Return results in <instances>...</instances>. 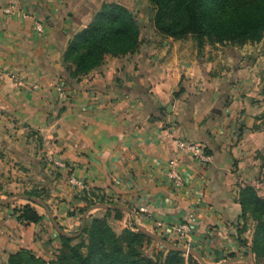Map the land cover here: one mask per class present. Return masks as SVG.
<instances>
[{
  "label": "crops",
  "instance_id": "obj_1",
  "mask_svg": "<svg viewBox=\"0 0 264 264\" xmlns=\"http://www.w3.org/2000/svg\"><path fill=\"white\" fill-rule=\"evenodd\" d=\"M130 1L0 0V264L22 250L54 259L60 231L80 229L84 192L129 209H112L123 212L112 217L118 231L131 221L187 248L174 233L187 223L199 264H258L251 228L240 232L239 196L264 155L261 65L236 45L223 46L222 63L192 57L151 29L135 53L108 55L71 79L64 59L74 37L104 3ZM12 2L31 17L4 13ZM178 138L202 145L211 161L180 151ZM27 204L40 222L18 219Z\"/></svg>",
  "mask_w": 264,
  "mask_h": 264
},
{
  "label": "trees",
  "instance_id": "obj_2",
  "mask_svg": "<svg viewBox=\"0 0 264 264\" xmlns=\"http://www.w3.org/2000/svg\"><path fill=\"white\" fill-rule=\"evenodd\" d=\"M146 1L153 11L155 32L164 38L194 35L200 47L206 41L244 46L264 38V0ZM141 42L140 22L133 9L121 3H104L89 25L74 37L65 55L71 79L88 75L108 55L124 57L135 53ZM82 199L86 202L82 213L96 202H105L104 197L94 192L89 195L84 192ZM239 202L244 221L240 232L251 228L249 217L257 222L249 246L256 262L264 264V198L255 188L242 186ZM15 213L26 225L42 219L30 204L16 208ZM122 216V211L112 209L102 217L90 215L79 237L60 235L61 247L54 259L46 261L32 251L22 250L12 255L8 264H199L192 256L186 257L177 250L159 252L156 260L146 256L142 245L153 239L138 229L117 231L112 217L122 219ZM80 238L81 241L73 243Z\"/></svg>",
  "mask_w": 264,
  "mask_h": 264
},
{
  "label": "rangeland",
  "instance_id": "obj_3",
  "mask_svg": "<svg viewBox=\"0 0 264 264\" xmlns=\"http://www.w3.org/2000/svg\"><path fill=\"white\" fill-rule=\"evenodd\" d=\"M130 7L131 9H133V11L135 12L140 22L141 34H142L143 39L146 40L149 37L150 38L154 37L152 36L153 33L151 29H156V28L153 24V11H152L151 5L146 0H131ZM175 40L176 41L174 42V44H176V46L179 47V50L185 52L187 55H190L192 57L193 56H200V57L204 56L205 58H208V59H214V60L216 59L217 61H220V63H222L220 58L222 59V61L223 59L225 60L227 59L224 53H222L221 51L223 50V46L226 48L227 45H230V44L206 41L205 44L202 47H200L194 35H187L183 38L175 39ZM241 48H242L241 52H244L243 54L242 53L241 54L243 55V57H246L247 62L254 60L256 64L259 63L261 65L260 71L264 72V38L258 43H254V44L248 43L245 46H242ZM263 80H264V74H263ZM262 89L263 91L261 92L262 93L261 97L264 101V83L262 85ZM258 158H259V162L256 164V169H254V171H256L257 177L253 179L254 177L252 175V178L244 182L243 186H251L255 188L258 195H260L259 192H262V195L260 196L264 198V155H259ZM100 203L102 202H96L95 204H93V206L98 205ZM95 217H102V216H95ZM249 223L251 224V231H249V235L250 237H252L253 232H254V226L257 224V222L251 217H249ZM141 226L145 227L143 225ZM80 229H81V226H80ZM80 229L78 230V232L80 231ZM135 230H137V227H135L134 231ZM152 232L156 233L154 231ZM81 234L82 233L78 234L76 237H79ZM81 240L82 238L74 241L73 243H77ZM170 242L174 243L173 241H170ZM177 246L183 247L180 245H177ZM169 250H172V249L168 247L166 244L159 242L157 240L145 241L144 244L142 245L143 253L148 257H152L154 260L157 259V255L159 254V252H162V251L167 252ZM46 261H49V260H46ZM158 261H160V258H158ZM25 264H36V263H25Z\"/></svg>",
  "mask_w": 264,
  "mask_h": 264
},
{
  "label": "built area",
  "instance_id": "obj_4",
  "mask_svg": "<svg viewBox=\"0 0 264 264\" xmlns=\"http://www.w3.org/2000/svg\"><path fill=\"white\" fill-rule=\"evenodd\" d=\"M4 13H6L8 15L17 14V15H20L24 18L31 17L29 14L25 13L17 3H14V2H12V3H10L4 7ZM35 26H36V29L38 32H42L44 29L42 20L40 18H35ZM2 78H3V74L0 73V79H2ZM60 91L63 92V90L61 88H60ZM175 144L180 151H186V152L191 153L194 157H196L201 162L211 161V156L209 154H207L205 152L204 147L198 143H194V142H191L188 140L178 138L175 140ZM57 163L59 165H62L60 162H57ZM169 177L172 179H175L178 184L182 183L181 176L175 170L170 171ZM72 182L77 184V185H80V186L82 185L81 182H79L75 179H72ZM141 210L143 212L147 211L146 208H141ZM133 224H135V226H137L136 223L130 221L129 223H127L126 228H131L134 230L135 227L133 226ZM189 231H190V227L187 223H181V224H178L174 227V233L180 239L187 240V242H186L187 248L191 247V243L188 240Z\"/></svg>",
  "mask_w": 264,
  "mask_h": 264
},
{
  "label": "water",
  "instance_id": "obj_5",
  "mask_svg": "<svg viewBox=\"0 0 264 264\" xmlns=\"http://www.w3.org/2000/svg\"><path fill=\"white\" fill-rule=\"evenodd\" d=\"M37 203L41 204L40 201H38L37 199H34ZM0 203H3L0 201ZM101 207H106L108 209H121V210H124V211H129V209L125 208V207H122V206H116V205H109V204H104V203H100L98 205H95L94 207H90L86 212L85 214L83 215V219H82V225H81V229L78 233L74 234V235H69V234H66L62 231H60V233L62 235H66V236H69V237H76L78 234L82 233L83 231V228H84V225L86 223V220L87 218L91 215V211L95 208H101ZM137 229L140 230L141 232L145 233L146 235H148L149 237H151L153 240H157L159 242H162L164 244H166L168 247H170L172 250H177V251H181L187 255H190L192 254V249L190 248H183V247H179L177 246L176 244L164 239L163 237H161L159 234H156V233H153L151 230H149L148 228L146 227H142L141 225H137Z\"/></svg>",
  "mask_w": 264,
  "mask_h": 264
}]
</instances>
